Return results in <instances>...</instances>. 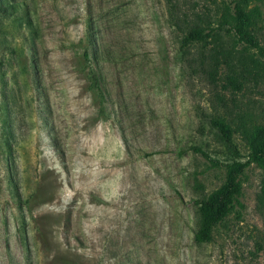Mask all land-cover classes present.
I'll list each match as a JSON object with an SVG mask.
<instances>
[{"label": "rangeland", "instance_id": "1", "mask_svg": "<svg viewBox=\"0 0 264 264\" xmlns=\"http://www.w3.org/2000/svg\"><path fill=\"white\" fill-rule=\"evenodd\" d=\"M225 6L0 0V264H264L254 164L239 176V217L228 214L208 242L192 238L191 199L222 182L224 162L245 160L238 128L264 124V74L234 67L237 90L225 64L214 83L205 73L215 49L241 48L216 28ZM252 7L262 43L264 0ZM207 25L216 42L182 54L183 33ZM214 115L231 142L209 128Z\"/></svg>", "mask_w": 264, "mask_h": 264}, {"label": "trees", "instance_id": "2", "mask_svg": "<svg viewBox=\"0 0 264 264\" xmlns=\"http://www.w3.org/2000/svg\"><path fill=\"white\" fill-rule=\"evenodd\" d=\"M253 1L256 0H229L230 6L224 7L217 20L216 28H223L232 42L241 45V48L228 51L226 56L222 50L215 49L214 53H211L212 62L205 72L211 83H214L222 63L227 66L228 70V73L224 76V81L233 89L238 90L241 87V79L235 73L234 67L239 66L238 74L240 76H243V71L251 73L246 61L251 63L253 71L264 74V61L254 58L249 53L250 49H255L256 54L264 58V40L261 43L256 33V22L253 15L255 8H248ZM213 30L208 25L206 27L192 26L188 28L180 38V52L183 54L185 47L191 44L216 42L217 33ZM213 48L215 47L213 46ZM83 56L88 60L86 52L83 53ZM227 56L230 57V61L227 58L225 59ZM233 57L235 62L231 60ZM86 75L88 78L87 88L91 93L92 100L98 105V112H101L103 108L102 93L97 75L91 66L88 67ZM207 122L209 128L215 129L225 143L231 142L233 130L223 116H209ZM237 132H239L240 139L246 148L245 160L230 159L224 162L222 164L224 169L222 182L207 194L191 199L194 213L192 238L197 244L210 241L214 227L221 223L231 212L239 217V211L242 208L239 199L241 195L239 176L249 164H254L261 170L258 200L260 203L264 202V124L242 125ZM194 149L199 151L198 148ZM200 153L206 156L203 151H200Z\"/></svg>", "mask_w": 264, "mask_h": 264}]
</instances>
